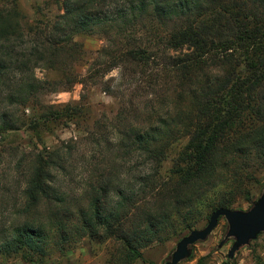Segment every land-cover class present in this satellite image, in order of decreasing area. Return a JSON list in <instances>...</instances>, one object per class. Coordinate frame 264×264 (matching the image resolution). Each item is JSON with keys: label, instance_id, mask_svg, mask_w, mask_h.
<instances>
[{"label": "trees", "instance_id": "obj_1", "mask_svg": "<svg viewBox=\"0 0 264 264\" xmlns=\"http://www.w3.org/2000/svg\"><path fill=\"white\" fill-rule=\"evenodd\" d=\"M56 5L51 16L38 6L33 21L17 2L0 5V164L15 165L21 194L12 199L0 179V207L14 202L16 215L0 226V264L44 261L84 239L114 242L116 263L136 264L217 210L254 205L264 174V0ZM78 36L106 40L85 77ZM77 85L80 103L42 102ZM89 88L117 100L113 119L92 115ZM70 124L83 135L48 147L42 134ZM24 132L39 141L27 148ZM79 178L76 191L65 187Z\"/></svg>", "mask_w": 264, "mask_h": 264}, {"label": "rangeland", "instance_id": "obj_2", "mask_svg": "<svg viewBox=\"0 0 264 264\" xmlns=\"http://www.w3.org/2000/svg\"><path fill=\"white\" fill-rule=\"evenodd\" d=\"M56 1L57 0H0V5L17 2L20 8L26 13L29 20L33 21L41 17L38 13V6L43 8V15L45 16L56 14L58 12ZM76 41L84 45L85 55L83 61L77 67V72L82 77H85L88 74L91 62L97 56V53L106 45V40L101 36H78ZM117 74L118 72H114L111 76H117ZM36 75L40 79L47 78L52 81L57 80L53 72L37 70ZM57 88L59 92L41 97L44 104L59 105L80 103L81 96L84 94L85 90L82 85H77L70 92H63L62 86H58ZM87 94L89 95L88 103H90L93 108L92 115L94 117L105 114L113 119L115 113L120 109L117 100L103 93L100 88H89ZM29 115L33 114L30 112ZM79 130L80 128L70 124L68 126H60V128H57V130L52 133L45 132L42 134V137L48 147L53 148L60 146L64 141L81 137L83 134H81ZM22 137L25 139V146L27 148L30 147L31 143L39 141L36 135L27 132L22 133ZM6 158L4 157L1 159L0 179L4 185L8 184V186L11 187L12 192L10 197L14 199L21 195L19 192L20 185H18V178L14 172L15 165L12 164L9 166L7 162L4 161ZM259 179L260 185L257 186L253 192V197L258 200L264 193V174H262ZM80 181V178L75 181L69 180L65 187L70 188V190L74 189L72 191H76V188H80L83 185V182ZM13 205L14 202H10L9 205L3 204L0 207V226L4 225L6 228L11 227L16 216ZM19 205H21V203H19ZM253 206L254 205L251 204H244L239 211H249ZM205 214H207V212H205ZM208 223L207 220L199 222L195 230L204 229ZM228 231L229 225L225 219H222L218 228L209 239L194 247L193 257L181 264H264V234L250 246L242 249L237 253L236 257L231 260L229 258V252L234 244V240L231 239L222 248L220 247ZM191 232L185 233L180 240L188 236ZM178 242L179 240L175 239L164 244H154L144 249L142 251L144 258L139 260L136 264H166L176 250ZM50 255L51 256H48L44 261L40 260L33 263L25 262L21 258H12L9 260L8 264H117V246L111 241L99 245L92 243L89 239H84L76 249L65 253L52 251Z\"/></svg>", "mask_w": 264, "mask_h": 264}, {"label": "water", "instance_id": "obj_3", "mask_svg": "<svg viewBox=\"0 0 264 264\" xmlns=\"http://www.w3.org/2000/svg\"><path fill=\"white\" fill-rule=\"evenodd\" d=\"M221 219L227 221L229 231L220 247L222 248L229 240L233 239L234 244L229 252V258L233 260L237 253L250 246L264 234V193L249 211L224 208L214 212L204 229L194 230L178 242L176 250L166 264H181L190 260L194 254V247L209 239L218 228Z\"/></svg>", "mask_w": 264, "mask_h": 264}]
</instances>
